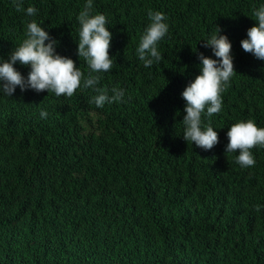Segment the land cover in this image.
Wrapping results in <instances>:
<instances>
[{
    "label": "trees",
    "instance_id": "trees-1",
    "mask_svg": "<svg viewBox=\"0 0 264 264\" xmlns=\"http://www.w3.org/2000/svg\"><path fill=\"white\" fill-rule=\"evenodd\" d=\"M87 0H22L35 16L0 0V61L26 38L33 20L78 58ZM112 33L113 68L97 87L122 89V101L96 107L97 93L72 97L0 92V264H264V148L252 167L225 153L234 123L264 128V61L240 41L264 0H92ZM149 10L165 15L159 62L144 67L136 49ZM218 26L236 72L219 113H202L219 142L211 150L182 138L184 88L199 75V54ZM48 41H45L47 43ZM14 67L25 78L29 66ZM47 117L41 118L40 112ZM260 211H256V206Z\"/></svg>",
    "mask_w": 264,
    "mask_h": 264
},
{
    "label": "clouds",
    "instance_id": "clouds-1",
    "mask_svg": "<svg viewBox=\"0 0 264 264\" xmlns=\"http://www.w3.org/2000/svg\"><path fill=\"white\" fill-rule=\"evenodd\" d=\"M13 4L17 11L23 10L27 16H35L37 13L33 6L22 9V0H13ZM92 7V0H87L76 18L79 23L77 55L87 64V76L76 67L72 59L55 52L57 41L33 20L26 25V38L22 43L11 51L6 61H0V92L10 97L19 87L22 92L31 89L37 93L46 91L57 97L70 98L81 87L83 79V88H91L97 93L92 97L96 107L122 101V89H111L112 95L109 96L107 89L97 87L101 77L96 74L113 68V60L109 56L112 33L106 27L107 20L103 14H91ZM252 15L255 26L247 29V38L240 41V46L245 53L264 61V5L255 9ZM148 17L150 23L140 37L136 49L144 67H151L154 62L162 59L157 44L168 32L163 13L149 10ZM220 31L216 26L214 34L203 41V47H210L216 59L199 54V75L181 93L185 101L182 138L186 143H194L205 151L211 150L219 142V138L211 126L201 127L202 113L206 109L207 116L211 117L220 112L221 94L236 73L230 55L231 43L225 35H219ZM17 63L30 67L26 78L14 67ZM40 116L46 118L47 112L41 111ZM226 136L228 142L225 153L238 152L235 162L241 168L254 166L255 159L251 149L257 146L264 148V128L257 127L252 120L240 121L231 125ZM256 211H260L259 205L256 206Z\"/></svg>",
    "mask_w": 264,
    "mask_h": 264
}]
</instances>
